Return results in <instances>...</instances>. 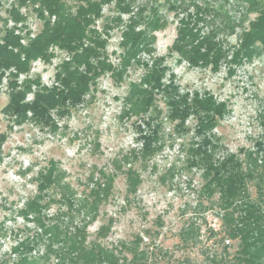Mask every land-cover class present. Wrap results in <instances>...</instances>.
<instances>
[{
	"label": "trees",
	"instance_id": "trees-1",
	"mask_svg": "<svg viewBox=\"0 0 264 264\" xmlns=\"http://www.w3.org/2000/svg\"><path fill=\"white\" fill-rule=\"evenodd\" d=\"M72 1L14 0L5 10L0 86L5 85L7 102L0 112L8 131L32 124L55 133L57 122L84 104L102 76L109 75L120 84L128 70L141 68L139 79L129 82L125 95L118 98L119 119L136 118L130 124L134 145L114 162L119 170L126 166L122 173L127 201L141 183L139 168L148 167L165 140H171L169 147L181 153L186 174L196 172L202 179L199 195H218L215 205L224 239L237 243L236 253L227 263L264 264V133L251 150L238 151L244 159L228 152L216 133L226 115V103L208 92L183 90L164 64L165 57H152L156 33L169 25L172 15L175 37L167 56L214 74L226 65L231 74L264 55V1ZM105 6H112L113 15L104 16ZM23 8H30L40 22L35 33L27 26ZM115 28H121L120 52L109 54L110 32ZM232 36L236 39L233 45L227 42ZM56 52L63 57L55 66L51 85H45L40 75H31L32 65L36 61L51 64ZM111 55L117 57V63ZM142 55L153 59L145 62ZM262 125L264 128V121ZM7 139L8 133H0V151ZM62 175L53 160L38 172L35 195L17 212L34 230L23 226L19 232L25 236L10 248L8 258L0 257V264H48L50 258L57 264H147L149 245L141 246L140 237L110 247L102 242L111 222L99 227L94 240H87L88 222L97 218L99 208L112 196L115 174L100 172L91 177L92 187L78 198L69 183H61ZM251 181L256 186L254 198L248 189ZM55 186L61 191L59 200L68 206L66 212L48 215L55 201L48 191ZM76 214L87 219L72 226ZM40 245L42 249L36 251Z\"/></svg>",
	"mask_w": 264,
	"mask_h": 264
},
{
	"label": "rangeland",
	"instance_id": "rangeland-1",
	"mask_svg": "<svg viewBox=\"0 0 264 264\" xmlns=\"http://www.w3.org/2000/svg\"><path fill=\"white\" fill-rule=\"evenodd\" d=\"M13 1L0 0V34L5 10ZM21 12L27 15V26L35 33L40 28L35 13L30 8H23ZM102 13L105 17L113 15L112 6H105ZM172 19V15L169 16V25L156 33L152 57H165L164 64L175 74L183 90L208 92L217 101L226 103L227 112L216 133L228 152L244 159L238 151L251 150L264 133V55L235 68L231 74L226 65L215 74L207 69L191 68L184 62H176L175 56H167L175 37ZM100 25L101 21H98L97 26ZM120 31L121 28H115L110 32L109 54L120 52ZM235 41V36L227 39L231 45ZM61 57L63 55L58 53L49 65L34 62L31 75H40L43 84L51 85ZM141 58L148 63L153 59L147 55ZM111 59L117 63L115 55H111ZM141 74L142 69L134 67L127 71L120 84L109 75L102 76L84 104L68 118L57 122L59 129L55 133L39 130L32 124L8 131L7 121L0 112V133H8L0 151L1 258H8L10 248L25 236V232H19L23 226L34 230L33 225L25 223L17 212L35 195V177L49 160L57 163L63 174L61 183H69L77 198L92 187L91 177H97L100 172L115 174L112 196L99 208L97 218L88 222V241L95 239L101 225L111 222L102 242L110 247L140 237L141 246L149 245L147 264H228L227 260L235 255L236 241L224 239L219 209L215 205L218 195L212 198L199 195L202 179L196 172L186 174L181 153L176 147H169L171 140H165L167 142L151 158L148 167L139 168L141 183L127 201L122 173L126 166L119 170L114 162L133 147L134 134L130 124L136 118L119 119L121 101L118 98L125 95L127 84L137 81ZM6 102L7 91L2 85L0 110ZM248 189L254 198L255 181L248 183ZM60 192L57 186L48 191V196L55 200L47 210L48 215L66 212L68 205L59 200ZM72 208L74 212L76 207ZM86 219L76 214L72 226H79ZM42 247L40 245L36 251ZM13 259L11 257V262ZM48 264H57V260L50 258Z\"/></svg>",
	"mask_w": 264,
	"mask_h": 264
}]
</instances>
